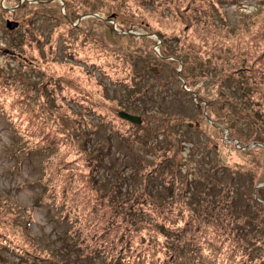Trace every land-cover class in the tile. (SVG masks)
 I'll use <instances>...</instances> for the list:
<instances>
[{"label":"rangeland","instance_id":"374dc122","mask_svg":"<svg viewBox=\"0 0 264 264\" xmlns=\"http://www.w3.org/2000/svg\"><path fill=\"white\" fill-rule=\"evenodd\" d=\"M35 1L25 0L19 22L40 16L38 30L55 50L49 61L42 64L46 48L35 44L25 48L39 52L33 62L26 50L18 58L0 52V264H106L101 252L88 253L118 236L137 264L158 263L165 250L177 252L173 264H264V222L253 214L264 201V122L253 136L230 114L219 122L200 114L198 97L206 112L226 91L213 86L221 68L212 61L197 84L204 42L184 39L193 32L186 22L205 14L201 21L231 29L257 24L255 37L242 32L233 41L254 48L243 77L264 113L261 0H48L55 8L44 10ZM65 12L75 28L100 22L70 32ZM110 25L129 38L112 37ZM236 59L230 53L225 69ZM236 137L254 141L243 146Z\"/></svg>","mask_w":264,"mask_h":264},{"label":"trees","instance_id":"16d2710c","mask_svg":"<svg viewBox=\"0 0 264 264\" xmlns=\"http://www.w3.org/2000/svg\"><path fill=\"white\" fill-rule=\"evenodd\" d=\"M1 1V0H0ZM35 1V0H33ZM15 1L13 0H4V3H7L6 6H8L7 8H4L3 6H1L0 4V31L2 32L1 36L5 39L6 43H5V47H1L0 46V52L3 53V55L5 57H13V58H18V56H22L23 52H25V48L27 47H32V44H35V46H39L43 49L46 48V53L44 57H41L44 61L42 64L45 65L49 60L47 56H52V53L50 52H55V50L53 49V47L51 46V43H47L42 36V32L39 31L38 29H40L39 24H36V20L40 19V16L36 17L34 16V18H32L29 22H25V23H20V17L27 13L26 9L25 11H23L21 13V15L19 16V11L24 10L27 7V3L24 1H22L21 4H19V1L16 3H13ZM35 2H39L36 5H38L37 9H41L44 10L45 7L47 8H55L54 5L55 4H47L48 0L46 1H41V0H36ZM41 2H46V3H41ZM259 3L264 4V0H261V2L259 1ZM19 4V5H18ZM58 10V9H57ZM67 12V11H66ZM62 14V18L65 19L64 21L70 25V29L68 31L70 32H81L82 33H87L88 31H90L92 29V27L97 24L99 21L98 18H86L83 20H80L79 23L76 25L77 28H75L72 23L73 21H75V18L72 19V17L68 16L67 18V13ZM58 14H59V10H58ZM60 16V14H59ZM21 17V18H22ZM112 17V16H111ZM109 18L110 20L112 18ZM206 18V14L203 15L202 17H200L199 19L196 20V23L193 21H189L186 22L187 26H189V29H192L193 32L190 33L191 34H186V36L184 37V39H189L190 42H194L196 41L195 39H198L199 41H202L204 43L203 44V48L202 51H200L201 49H199V51L202 53V55H200V59L199 62L200 64H202V73H197V76L194 74L193 77L196 79L195 81L198 83L203 82L199 81V77L204 75V77L209 78L208 75L206 74V72H208V70H214L213 68H209L210 66H213V64H211V61L214 62V65H217L218 68H221L220 72L216 73L215 71V77L214 78H218L219 81L213 83V86H220L223 87L225 89L226 92H221L220 98L224 97V101L221 103L219 102V104H212V103H208V109L205 112V104L206 101L203 100L202 98H197L198 101H203L205 102V104L200 105L199 106V111L200 114H204V116H208L210 113V115L213 116L214 120L219 122V120L223 119L226 114H230L232 116L231 120H234L235 123H239L240 125L243 126H247L251 129V131H253L252 135L255 136L257 130H259V126H262L260 123L264 122V113L262 112V105L260 102H254L252 101L251 97H252V88H251V83H249V81L246 80V76L250 77L251 74H249L250 72H252L249 68L246 67H242V64H251V62H254L256 59L253 58V52H254V48H244V49H239L238 46L236 45L235 40L233 41V39H237L239 36H242L241 33L242 32H246L249 33V35H251L252 37H255V30H250L251 28H253L254 26H256L257 24L254 25L253 21L252 22H246L245 25L248 26V28L244 29L243 25H239L237 28L235 29H231L229 27L226 26H218L216 22L212 23V24H208L207 20L206 21H201V20H205ZM23 21V20H22ZM42 21V20H41ZM200 22V24H198L197 22ZM89 23V25L87 26V24ZM195 23V25H194ZM24 25V30L23 31H19V29H21V27ZM109 27V26H108ZM120 28V27H119ZM121 31H123L122 28H120ZM109 31L112 37L114 38H119V37H128L130 34H121V32L116 33L114 31V29L112 28V26L110 25L109 27ZM21 32V33H19ZM18 33V34H17ZM70 33H67V36L63 38V42L65 41H70V35H68ZM210 34L212 36H210ZM7 36V37H5ZM1 37V38H2ZM209 39L211 42H215V49L213 51H211L207 45ZM110 40V39H108ZM228 41V42H227ZM219 43H221L222 45L225 44V46L221 47L219 45ZM30 45V46H29ZM112 46H116V44H112ZM235 46V47H234ZM208 48V49H207ZM219 48V50H217ZM30 50H26L27 52V61H32L35 60V56H38L37 54H39V52L35 51L33 48H28ZM120 49V48H118ZM210 50L209 53L206 50ZM263 48L261 47H257L256 50H263ZM32 52H37L36 54L32 53ZM32 53V54H31ZM49 53V54H48ZM208 53V56H206ZM230 53H233L236 57H237V62L239 64H237V62H235L234 66H231L229 71L228 69H225L226 63L225 61H227L228 56ZM264 53V50H263ZM122 54H124V51H122ZM155 55V54H154ZM25 56V55H24ZM43 56V55H42ZM49 56V57H50ZM205 56V57H203ZM40 57V56H38ZM215 60H219V61H215ZM210 64L209 67L206 66V64ZM248 67V66H247ZM237 68V70L235 69ZM244 68H246V71L244 70ZM240 69L243 70V73H239ZM223 74H226L224 77H222L221 79L218 76H221ZM244 75H246L245 77H243ZM248 82V83H247ZM234 85V86H233ZM223 89V90H224ZM190 91V90H189ZM16 92V91H15ZM192 92V90L190 91V93ZM4 93H7L6 96H11L12 98L14 97L12 95V93L10 91H8L7 89H5ZM194 94V93H192ZM221 100V99H220ZM14 101H16V99H14ZM221 105H224L225 108L228 109V111L225 113H223V107H221ZM216 108V110L214 111V109ZM123 110L127 109L125 107H122ZM204 111V112H203ZM219 111V113H218ZM217 112V114L215 113ZM252 120V121H251ZM263 120V121H260ZM247 122V123H246ZM225 129H227L228 131V136L232 138L233 133L232 131L228 128L225 127ZM238 139V141L244 146V144L248 141H254V138H250L247 140H242L238 137H236ZM264 186V184H263ZM141 193H139L140 195ZM170 198H172V196L170 195ZM87 199V198H86ZM259 202H261V206L259 208V210L262 211H257L253 214H255L258 217L259 222H264V201H262L263 199L261 198V196L259 197ZM98 201V203H97ZM97 201L92 203V206L95 205H100V201L101 199L97 198ZM97 203V204H96ZM258 203V201L256 202ZM107 205V203H105ZM108 206V205H107ZM115 211V210H114ZM121 213L127 214L128 215V211L129 209H121L120 210ZM126 212V213H125ZM140 217V216H139ZM109 227V222L107 223V226H103V229L107 230V228ZM120 236L117 237V239H112V242H108V244L106 246H104V250H102L100 248V244L101 243H94L97 244L96 246L92 247V249L89 251V255L90 254H95L96 256H98L99 252L102 253V255L104 256L103 260L105 261L106 264H137V260L135 258L138 257V255H133V253H129V249L131 248V245L129 243H125V245L123 247H119L118 243L120 240ZM75 245L78 247V252L79 253H86L87 251H85V247H79L77 245V243H75ZM176 245V244H175ZM168 248H171L169 246H167ZM177 247V245H176ZM167 248H164V250ZM132 251H134V249H132ZM105 252H110L111 255H106ZM135 252V251H134ZM138 253V252H135ZM18 255V254H17ZM19 258H22L21 255H18ZM32 257V256H29ZM131 257V258H130ZM178 257L177 256V252L175 250H172L171 252H169V255L166 256V250H165V254L163 255V258L158 260V263H154V261H150V258L142 261V264H173V260ZM98 259V257H97ZM231 260H234V256L230 257ZM187 261L191 262V259H187ZM241 264H244L243 260L240 259ZM188 264V263H185Z\"/></svg>","mask_w":264,"mask_h":264},{"label":"water","instance_id":"95a60500","mask_svg":"<svg viewBox=\"0 0 264 264\" xmlns=\"http://www.w3.org/2000/svg\"><path fill=\"white\" fill-rule=\"evenodd\" d=\"M119 32V31H118ZM119 117L122 118V119H126L127 121H131V122H134V123H139L140 122V119L139 117L135 116V115H132L128 112H125V111H120L118 113Z\"/></svg>","mask_w":264,"mask_h":264},{"label":"bare ground","instance_id":"6f19581e","mask_svg":"<svg viewBox=\"0 0 264 264\" xmlns=\"http://www.w3.org/2000/svg\"><path fill=\"white\" fill-rule=\"evenodd\" d=\"M119 32H122V31H119Z\"/></svg>","mask_w":264,"mask_h":264}]
</instances>
